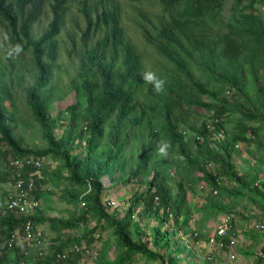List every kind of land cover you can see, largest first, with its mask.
<instances>
[{"label": "trees", "instance_id": "obj_1", "mask_svg": "<svg viewBox=\"0 0 264 264\" xmlns=\"http://www.w3.org/2000/svg\"><path fill=\"white\" fill-rule=\"evenodd\" d=\"M71 1L83 24L75 22L74 31H67V54L74 61V73L66 93L75 92L84 103L72 104L54 116L50 113L52 105L64 97L57 80L62 72L57 63V38L66 24ZM150 1L149 5L158 6V12L138 10L139 17L134 22L146 45L152 46L171 68L168 73L164 64L161 69H165V75L152 82L141 52L126 35L118 0H0V142L13 156L31 153L59 159L54 170L39 167L41 179L50 177L63 183L64 198L73 204L83 201L85 206L69 217L58 218L44 215L38 207L28 215L18 214L5 207L4 201L0 206V264L74 261L76 255L71 253L65 260L55 257L66 248L61 234L81 223V237L90 234L88 214L103 218L112 227L115 239L114 255L110 257L105 249L94 264H131L132 255L138 253L159 264H178L181 258L174 251L177 240L172 236L175 231L189 232L188 216L181 209L185 195L182 183L174 182L175 191L168 187L170 166L199 170L205 185L231 196L246 192L257 195L264 209V192L256 186L257 181L249 172L238 174L231 161L236 142L248 144L253 140L250 137L264 132V16L256 7L264 0H249L244 5L243 0H233L227 19L221 14L225 0ZM43 16L48 21L41 31H36ZM195 66L207 74L205 81L195 74ZM156 79V89H152ZM213 80L225 86L226 91L232 90L231 99L221 94ZM20 88L44 146H22L15 134L14 104ZM202 96L212 101L206 102ZM184 104L212 110L210 122L204 120L197 127L191 126L196 153L181 142L184 132L179 125ZM230 112L239 113V122L236 131L229 133L224 128L223 114ZM62 123L65 125L57 135L55 129ZM158 123L170 147L177 149L180 162L168 158L162 150ZM213 133H223L222 138L214 139L215 148L207 142ZM131 141L138 142L136 155L125 151ZM81 146L82 153L74 151ZM8 148L0 149V156ZM208 163H216L217 171H209ZM150 170L145 194L134 192L123 216L111 217L103 203L107 187L104 180L110 184L143 180V174ZM14 177L13 167L0 169V182H13ZM221 177L235 185L220 186ZM38 181L30 199L38 200ZM216 194L209 192L204 207L230 214L229 205ZM140 201L144 204L142 213L156 221L149 234L135 220L134 210ZM28 221L54 229V240L43 247V255H38L37 247L29 243L36 250L35 262L15 243L9 245L14 233L21 232ZM192 236L198 239L197 233ZM69 238L72 243H80L78 237ZM185 245L181 247L185 249ZM254 257L253 264L264 259V241Z\"/></svg>", "mask_w": 264, "mask_h": 264}, {"label": "rangeland", "instance_id": "obj_2", "mask_svg": "<svg viewBox=\"0 0 264 264\" xmlns=\"http://www.w3.org/2000/svg\"><path fill=\"white\" fill-rule=\"evenodd\" d=\"M121 4L122 17L121 22L126 31L127 37L135 44L138 50L143 56V62L149 74L150 82L154 81L155 78L165 75V69L161 67L165 64V67L170 72V64H167L164 59L157 55L156 51L152 46H147L143 40L139 29L134 22L135 19L139 17L138 10L146 11L150 14L158 12L159 8L156 4L153 6L149 5L150 0H118ZM249 0H243L242 4H247ZM70 8L66 16V24L62 32L58 35L59 42V55L57 63L61 65L62 72L57 75V80L60 84V89L62 95L64 96L62 100L55 102L50 109V113L54 116L58 114L59 111H65L70 105L75 103L83 104V98H81L75 92L66 93L68 88V81L74 73V68L72 66L71 58L68 57L67 49L69 48L70 41L67 39V31H74L75 22H79L80 25L83 24L82 17L79 15L75 2L71 1L69 3ZM233 6V0H225L223 8H221V14L223 19H227L231 14V7ZM260 13L264 16V1L258 2L257 6ZM48 21V17L43 16L42 21L37 24L36 31H41L45 27ZM224 31L220 29L219 32ZM72 62V63H71ZM195 74L205 81L207 74L203 73L198 66L194 67ZM156 81L153 83L152 89H156ZM215 86L220 88L221 94L231 99L230 93L232 90L226 91V87L222 86L220 82L213 80ZM204 101H212L211 98L207 96H202ZM15 119L16 128L15 134L20 138V144L22 146H33L41 147L46 145L45 141L42 140L40 136L39 128L31 116L30 110L26 105L23 91L17 89L15 98ZM183 108L185 110L182 115V122L179 125V129L183 131V137L181 142L187 145V149L191 153H196V147L193 143L192 136L195 132L191 129V126H199L204 120L210 122L212 110H207L206 108L196 105V104H184ZM239 122V113L230 112L223 114L224 128L230 133L235 132L237 124ZM160 123V121H159ZM159 123L157 128L159 130V136L161 140L162 150L167 153L168 158H172L174 161H179L177 149L170 147L168 143V137L165 131L160 129ZM243 123H246L243 122ZM250 125H255L257 123L248 122ZM65 123L58 126L55 131L59 135L62 132V128ZM216 137L222 138V134L213 135L212 138L207 141L208 146L211 148L217 147L214 139ZM253 138L248 144L243 142H236L233 145V153L231 156V161L233 168L237 170L238 174L249 172L252 177H254V182L257 183L259 190L264 192V132L259 133L257 137ZM106 137L103 139L105 141ZM138 147V142L131 141L129 146L125 149L127 155L133 153L136 155V148ZM8 148L4 143L0 142V149ZM8 152L5 155L0 156V169H7L10 167V160L14 157L8 148ZM74 151L83 152L82 146L76 147ZM134 161V158H132ZM59 159H53L49 155L42 156L40 160L41 167H45L47 170H54L58 165ZM209 171L216 172L218 165L216 163H208L207 165ZM149 169V168H148ZM146 169L145 171H147ZM144 173V172H143ZM152 170L149 174H143V180H134L128 183H123L122 181L114 182L110 184L108 179L104 180V185L106 191L104 194L103 203L105 205V211L111 216L119 218L123 216L127 207L129 206V198L134 192L145 194L146 192V182L151 178ZM40 181V183H39ZM38 181V209L41 213L48 216H55L58 218L69 217L73 211L77 209H83L85 206H81V201L79 203L73 204L68 202L64 198V185L63 183L54 182L52 178H43ZM180 181L182 183V188L185 191L184 195V205L181 208L182 214L188 216L187 230L189 232L182 233L181 231H175L172 236L176 238L177 243L174 244V251L179 255L181 261L178 264H253L255 261V254L259 252L260 245L264 241V209L260 205L261 198L257 195L253 196L249 192L243 195L231 196L230 194L223 192L219 189L216 194V198L222 199L224 203L228 204L230 214L232 219H238L240 224V232L236 230L235 239L237 242L238 250L235 251V256L233 258L229 257L230 251H219V253H224L226 257L223 258L219 253L211 250L210 254L212 258H207L210 251L208 242L204 240L209 232L212 233L218 221L220 220L222 212L209 211V208L204 207L206 196L209 194L210 186L205 185V181L202 176V172L195 169H190L187 166H180L179 168L170 166L169 167V184L168 187L171 191L176 190V184L174 182ZM201 185L205 187L200 188ZM220 186L230 188L231 185L235 183L230 182L225 177H221ZM14 193L12 181L0 182V206L3 205L5 198L9 194ZM115 201V205L107 204V201ZM144 204L140 201L134 210L135 220L144 228L145 232L149 234L150 228L156 225V221L153 217L146 216L143 212ZM213 212V213H212ZM256 223H262V227L256 226ZM86 224L88 229L91 230L90 234L83 235L84 226L79 224L72 230L62 231L61 235H64L62 241L65 242L66 248L72 243L73 239L69 238L71 236L78 237L80 243H86L91 245L95 250L103 252L105 249L109 250V255L112 257L115 253V239L112 232V227H110L103 218H99L98 214H88L86 216ZM42 228V234L48 242L54 240V229H52L47 224H40ZM197 231L199 243L195 242L193 238V232ZM95 234H100L97 239ZM208 235V236H209ZM208 239V238H207ZM201 241V244H200ZM70 242V243H69ZM184 243L185 249L181 247ZM15 244L20 247L19 250L27 252V256L31 258L32 262H35L36 250L33 245L22 242L20 238H16ZM27 244V245H26ZM195 247V248H194ZM188 250L191 252L188 253ZM14 256V253H13ZM11 260H13L12 254H10ZM13 264V261L10 263ZM58 264V263H56ZM63 264H66L63 263ZM131 264H159V261L147 260L145 257L138 253L132 255ZM259 264H264V259L261 260Z\"/></svg>", "mask_w": 264, "mask_h": 264}, {"label": "built area", "instance_id": "obj_3", "mask_svg": "<svg viewBox=\"0 0 264 264\" xmlns=\"http://www.w3.org/2000/svg\"><path fill=\"white\" fill-rule=\"evenodd\" d=\"M213 135L216 134L213 133ZM41 159L42 156L24 153L15 155L10 160V165L15 170V177L14 181L12 182L14 193L8 195L7 200H5V207L14 210L18 214L25 215L32 213L35 208L38 207V200L30 199L29 194L35 187V183L42 178V174L40 173L39 169V167H41ZM24 170H26V172H23ZM202 187L203 185L200 186V188ZM209 191L212 194L217 193V190L211 187L209 188ZM80 203L81 206H84L83 201ZM106 203L115 205V201L113 199H111V201H107ZM256 226L262 227L263 224L256 223ZM196 233L197 232H194L195 235ZM95 236L100 237V234H95ZM16 238H20L22 242L32 243L35 247H37L38 255H43V247H45L48 243L42 234V228L40 226L34 225L30 221L25 224L21 232L17 230L14 233L9 245L14 244ZM207 242L210 248L207 258H212V255L210 254L211 250L219 253V251L226 249V251H230V258L235 256V252L233 251L235 241L233 219L231 214L224 213L221 216L214 230L208 236ZM69 253H71V255H76V259L67 264H94L95 261H97L99 255V251L95 250L91 245H87L86 243H72L69 248H64L60 252L56 253L55 257L59 260H65L69 256Z\"/></svg>", "mask_w": 264, "mask_h": 264}, {"label": "crops", "instance_id": "obj_4", "mask_svg": "<svg viewBox=\"0 0 264 264\" xmlns=\"http://www.w3.org/2000/svg\"><path fill=\"white\" fill-rule=\"evenodd\" d=\"M225 213V212H224ZM224 213H222L221 214V216L224 214ZM221 218V217H220ZM240 224H241V222L238 220V219H235V218H233V231H234V241H235V244H234V250L235 251H237L238 250V247H237V242H236V239H235V234L237 233L236 232V230H238L239 232H240ZM209 233H211V232H209ZM209 235V234H208ZM208 235L206 236V237H204V240L205 241H207V238H208ZM195 241V240H194ZM196 242V241H195ZM197 243H199V239H197ZM185 244H187V243H185ZM200 244H201V241H200ZM195 248V247H194ZM224 251H226V249L225 250H223V252ZM218 255H221V257L223 258L224 256L226 257V255L224 254V253H219Z\"/></svg>", "mask_w": 264, "mask_h": 264}]
</instances>
